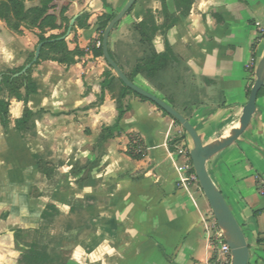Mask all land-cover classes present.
Segmentation results:
<instances>
[{"label": "crops", "instance_id": "crops-1", "mask_svg": "<svg viewBox=\"0 0 264 264\" xmlns=\"http://www.w3.org/2000/svg\"><path fill=\"white\" fill-rule=\"evenodd\" d=\"M162 1L137 0L111 31V46L114 30L130 29L146 10L162 24ZM126 2H69L65 16L69 21L77 18L64 40L74 62L46 60L31 67L37 93L26 102L35 114L29 132L15 129L24 103L7 99L10 124L6 130L0 125V264H17L23 241L15 234L41 232V211L47 204L57 209L55 217H74L79 210L96 230L90 234L89 252L77 243L68 248V255L59 253L58 264H209L212 258L216 233L209 205L197 185L176 187V168L184 160L166 144L182 137L183 129L150 101L127 94L120 132L100 139L117 112L113 95L101 93L103 73L113 72L103 58L92 54L98 43L97 20L116 15ZM164 2L174 8V0ZM25 4L36 6L38 0ZM83 14L85 27L79 28L76 21ZM63 32L51 30L45 36ZM37 33L23 29L16 34L0 21V47L6 57H24L32 52V44L37 45ZM166 39L178 61L168 74L167 93L140 75L134 84L163 101L166 97L203 144L228 137L238 128L256 62L264 53V0H194L189 14L167 31ZM152 43L156 53L164 51L160 34ZM141 112L153 118L151 133L139 122ZM131 136L145 147L140 158L129 151ZM206 169L244 234L248 264H264V198L257 192L259 180H264V95L257 98L244 132L209 158ZM43 185L53 188L41 205L33 190ZM71 201H79L80 207L75 209Z\"/></svg>", "mask_w": 264, "mask_h": 264}, {"label": "trees", "instance_id": "trees-1", "mask_svg": "<svg viewBox=\"0 0 264 264\" xmlns=\"http://www.w3.org/2000/svg\"><path fill=\"white\" fill-rule=\"evenodd\" d=\"M70 1L72 0H38L36 6L27 7L25 0H0V21L5 24L8 30L16 34H21L23 29L38 31L37 44H44L41 47L39 59L34 65H37L39 61L46 60L65 65H70L74 62V53L68 50L65 40H57L66 32L69 19L65 16V13ZM102 1L105 2V0ZM193 2L194 0H174V8L170 10L163 0L161 11L163 22L160 25L156 23L152 11L146 10L143 19L138 23H133L130 27L132 44H128L127 47L131 54L130 57L123 56L124 64L121 63L122 56L118 55L114 49L116 48L117 43H114L112 48L108 39L109 55L129 81L134 83V79L140 75L156 90L166 94L165 89L170 85L168 74L173 71L175 64H178L177 59L173 56V50L167 42L166 33L179 21L180 17H185L189 14ZM134 5L128 13L132 10ZM114 16L115 14H105L97 20L98 32L100 34L98 42L100 45L97 48L96 46L92 48V54L95 57L102 58V34L107 24ZM86 18V15H81L76 21L77 27H85L83 21L86 20ZM116 26L117 25L114 26V29ZM61 29H64V32L59 35L45 36L47 31ZM157 34H160L163 37L164 42V51L159 54L155 52L152 43ZM33 52L29 53L23 66L16 69H9L7 73L0 74V125L5 130L10 124L8 98H14L17 101L24 103L23 114L20 119L15 121V129L21 134L31 130V122L34 119L35 114L27 108L26 102L29 95L37 93V86L31 78L32 68H30L24 75L18 77H13V75L19 73L22 68L31 61ZM124 65L129 67L128 71ZM3 85L6 86L8 91L7 98L2 96L4 91L2 87ZM105 90L113 95L117 116L112 126L103 128L102 131L103 133L105 132V136L101 135V140L111 138L115 133L120 132L119 123L127 110L124 107L122 100L127 94H133L144 101H148L144 97L139 96L129 88L125 87L124 84L111 72L103 73L101 93L103 94ZM249 92L250 89L247 91V94H249ZM263 95L264 87L258 92L257 98ZM164 100L169 102L166 97ZM161 111L164 115H167L166 112L163 110ZM173 121L179 125L176 120L173 119ZM183 132L187 137L184 130ZM177 142L178 141H175V143ZM132 156L134 158L141 157V155L133 154ZM72 210L73 209L71 208V211ZM57 213L58 211L53 205L47 204L41 211L40 217L42 220H45L54 217ZM18 232L20 233L21 231ZM34 233H39V230H35ZM26 247L27 249L21 250L17 256V264H58L59 257L55 255L54 252H48L46 248H42L37 243L33 242L27 244Z\"/></svg>", "mask_w": 264, "mask_h": 264}, {"label": "water", "instance_id": "water-1", "mask_svg": "<svg viewBox=\"0 0 264 264\" xmlns=\"http://www.w3.org/2000/svg\"><path fill=\"white\" fill-rule=\"evenodd\" d=\"M136 1L137 0H127L125 5L118 11V13H116V15L104 29L102 34V58L107 66L112 70L113 74L124 84L125 87L129 88L139 96L144 97L159 107V109L166 112L167 115L178 122L180 127L188 135L191 142L189 158L193 167V171L198 180L200 190L202 191L216 221V224L223 233L224 241L229 247L231 256L229 264H248L249 249L244 234L232 215L230 209L228 208L223 195L209 177L206 169V162L209 160V158L231 145L247 128L256 108L258 92L264 87V53L256 64L255 81L250 89L248 101L243 108L242 115L238 122V128L233 130L228 137L222 138L214 143L203 144L200 136L197 134L196 130L189 123V121H187L179 112H177L165 101L129 81V79L123 74V72L109 55V35L114 26L121 21V19L136 3ZM76 18L77 16L72 17V19L69 21L65 34L58 38V41L64 40L70 34L71 28ZM43 44L44 43H38L36 45L31 61L26 64L19 73L14 74L13 77L24 75L36 63V61L39 59L40 50Z\"/></svg>", "mask_w": 264, "mask_h": 264}, {"label": "rangeland", "instance_id": "rangeland-1", "mask_svg": "<svg viewBox=\"0 0 264 264\" xmlns=\"http://www.w3.org/2000/svg\"><path fill=\"white\" fill-rule=\"evenodd\" d=\"M131 38H132V35L128 27L121 26L120 28L114 30L113 38H112V45L114 43H117L116 48L114 49L116 50V53L118 55L122 56L121 57L122 64H124L123 63L124 57H130L131 52L128 50L127 46L128 44L132 42ZM97 39H99V36H97ZM35 47H36L35 44H32V46L30 47V49H32V52L34 51ZM25 54L26 55L24 57H19V55H16L18 57L14 59L9 58L5 56V51H3V47L2 48L0 47V74L7 73L9 69H16V68L23 66L28 58L29 53L26 52ZM3 61H5L6 63H8V65H11V66H7V64H4ZM124 66L126 70L128 71L129 67L127 65H124ZM2 87L4 89L2 96L4 98H7L8 97L7 88L4 85ZM168 89L169 87H166L165 89L166 93ZM140 115L142 117L141 119H139V122H141L140 124L143 126L146 132L151 133L152 129H151V126H149V124L153 121L151 114L148 112H141ZM134 137L135 136L129 137V141L130 139ZM185 137H186L185 134H182V137L174 138L170 143L169 142L166 143L167 147L171 150V152H174L173 145L175 141H178V142L181 140L183 141L185 140ZM186 138L187 139L189 138L188 135ZM189 140L190 138L188 139V141ZM186 145L187 147H191V142L189 141L188 143H186ZM57 163L59 162H51L50 164L52 166H55V164ZM180 163L181 161L177 162V164H180ZM197 186L199 187V185ZM176 187L180 188L177 185V183H176ZM52 188L53 187H51V185H43V186L35 187V189L33 190V196L35 198L41 197V199H38L39 201L38 204H41V205L44 204L45 200L49 198ZM71 204L73 205L75 209H78L81 205L79 201H71ZM212 219H214V217ZM213 226L215 227L214 228L215 233H221V229L216 224L215 219H214ZM93 232H96V230L92 229L89 226L87 218L78 210L77 214L74 217H69L66 215L65 216L58 215L57 217L54 216L52 218L45 219L43 222L41 232L39 233L32 232V233H27V234L31 242L37 243L42 248H46L48 252H51V253L54 252V254L59 257L60 256L59 253L68 255L69 254L68 248L71 246H75V244L77 243L86 245V248L84 249V251L85 253L89 252V247L91 245L90 234L91 233L94 234ZM63 242H66V243H63ZM211 243L213 244L214 252L212 254V258L210 259L209 264H214L216 262V259L220 256L219 254L220 243L214 239H211ZM61 245L66 249H63L60 251L59 247ZM153 258H154V261L158 260V258L154 255H153ZM64 259H67V257L65 256ZM151 263L152 262L149 261L147 264H151Z\"/></svg>", "mask_w": 264, "mask_h": 264}, {"label": "built area", "instance_id": "built-area-1", "mask_svg": "<svg viewBox=\"0 0 264 264\" xmlns=\"http://www.w3.org/2000/svg\"><path fill=\"white\" fill-rule=\"evenodd\" d=\"M99 45L100 43L98 42L96 46L99 47ZM173 147L174 156L176 158H182L184 160L183 163L177 166L176 168L177 173L180 175L177 185L182 187L198 185V180L193 171V167L189 158L190 148L187 147L186 143L182 140L177 143H174ZM129 151L133 155H143L145 152V147L138 138L134 137L130 141ZM257 192L259 196L264 198V180H259L257 185ZM215 238L216 241L220 243V256L216 259V262L214 264H229L231 259L230 250L223 239L224 237L222 231L221 233H216Z\"/></svg>", "mask_w": 264, "mask_h": 264}, {"label": "flooded vegetation", "instance_id": "flooded-vegetation-1", "mask_svg": "<svg viewBox=\"0 0 264 264\" xmlns=\"http://www.w3.org/2000/svg\"><path fill=\"white\" fill-rule=\"evenodd\" d=\"M15 239H17V240H19V241H23V246H22V248L20 249V252H21V250H26L27 249V241H24V240H28V241H30L29 240V236H28V234L26 233V234H24L23 235V233H19L18 231L16 232V234H15ZM30 243H31V241H30ZM26 244V245H25Z\"/></svg>", "mask_w": 264, "mask_h": 264}]
</instances>
